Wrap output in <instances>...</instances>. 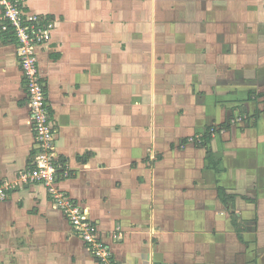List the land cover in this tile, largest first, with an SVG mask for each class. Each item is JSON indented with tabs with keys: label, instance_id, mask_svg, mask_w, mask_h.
<instances>
[{
	"label": "crops",
	"instance_id": "0c3cea01",
	"mask_svg": "<svg viewBox=\"0 0 264 264\" xmlns=\"http://www.w3.org/2000/svg\"><path fill=\"white\" fill-rule=\"evenodd\" d=\"M190 1L25 2L54 21L38 67L53 151L69 172L56 185L86 210L119 264H254L263 113L214 134L211 160L188 139L241 109L255 113L264 99V5L246 0L243 36L261 48H245L242 68L239 0L215 3L230 12L216 27L187 19ZM29 101L17 44L0 30V184L10 187L0 200V264H99L45 184L24 177L39 149Z\"/></svg>",
	"mask_w": 264,
	"mask_h": 264
},
{
	"label": "built area",
	"instance_id": "2783aa9c",
	"mask_svg": "<svg viewBox=\"0 0 264 264\" xmlns=\"http://www.w3.org/2000/svg\"><path fill=\"white\" fill-rule=\"evenodd\" d=\"M25 2L26 0H0V30L17 44L18 60L30 99L32 129L39 146L33 160L35 166L24 177L26 180H40L45 184L51 200L68 217L74 231L99 264H119L109 245L99 235L97 226L87 216L86 210L56 185L60 174L67 176L69 172L59 168V161L53 151L56 129L49 119L46 82L38 67L39 49L50 40L54 21L48 16L27 11ZM210 131L213 136L214 128ZM201 136H191L188 141L199 144L202 142ZM9 188L7 184H0V200L8 196ZM121 236L120 232L113 234L114 239Z\"/></svg>",
	"mask_w": 264,
	"mask_h": 264
},
{
	"label": "rangeland",
	"instance_id": "374dc122",
	"mask_svg": "<svg viewBox=\"0 0 264 264\" xmlns=\"http://www.w3.org/2000/svg\"><path fill=\"white\" fill-rule=\"evenodd\" d=\"M225 0H191L190 1V5H189V11L186 13V17L187 19H189L190 21H192V19L197 20L200 22L201 20H207L209 24H211V26L216 27V24L213 23L214 21H216L217 19L223 18V19H229V13L230 12H225V10L223 11H219L216 10V6L215 3H219L220 4H228L226 3ZM262 0H255V3L253 4V7H258V6H263L264 4L261 3ZM246 0H239L238 2V13H239V24H242L241 27L239 28L240 33L239 35L241 36V44L243 47L240 48V66H242V68H244L245 66L243 64L246 65L247 62V56L244 54H247V51L245 50V48L249 47L252 50H254V47H256V51H260V43H250V45L247 43L246 39L244 38V34L245 31H247V27L245 25L247 18H248V14L252 13L249 10H247L246 8ZM206 3V9L204 10V5ZM198 4L199 6H201V10L198 9ZM206 11V12H205ZM261 12V11H260ZM205 13V15H204ZM255 14L257 15L258 12H255ZM262 17V16H261ZM264 17V15H263ZM212 21V22H210ZM193 22V21H192ZM255 29V28H254ZM252 30V29H249ZM261 38V37H260ZM258 47V48H257ZM246 51V52H245ZM250 97L251 99H255L258 101V99L260 97H262L261 95H259L257 92H251L250 93ZM261 104H260V103ZM258 104H260V106L257 107V109L254 111L255 113H250L244 109L239 110L238 115L233 116L232 118H230L227 122H225L224 124H221L219 126H212L211 128H214L215 130V134H217L218 132H221L222 130H227L229 129L231 126L234 127H239V128H246L248 126H251L253 121L254 124L256 123L258 117H255L256 111H260L261 113H263L264 115V99L262 101H260L259 99ZM242 106V104L240 105ZM240 108V107H239ZM260 116V115H259ZM196 136V135H194ZM193 137V136H192ZM259 140L261 142V145L264 146L263 140H264V132L261 131V134L259 135ZM240 219V221L238 220V228L240 231H242V229H245V224H243L242 219L240 218V216L238 217ZM236 220V218H235ZM237 221V220H236ZM261 219L256 216L254 218V242L256 244L255 247V259H254V264H264V220L262 219V222L260 224ZM261 227V234H259V229ZM259 236L261 237V241L259 239ZM261 242V244H259Z\"/></svg>",
	"mask_w": 264,
	"mask_h": 264
},
{
	"label": "trees",
	"instance_id": "16d2710c",
	"mask_svg": "<svg viewBox=\"0 0 264 264\" xmlns=\"http://www.w3.org/2000/svg\"><path fill=\"white\" fill-rule=\"evenodd\" d=\"M261 114V112L258 110L256 111V114H255V117H259V115ZM211 127L207 129L206 133L204 135L201 136V140L202 142L199 143L201 145H203L204 147H206L207 151H208V154H209V157H210V160L212 159V151L210 149V142H211V139H212V135H211ZM219 193L223 196L224 198V202H227V199L225 198V192H224V189L223 188H219ZM240 233V232H239Z\"/></svg>",
	"mask_w": 264,
	"mask_h": 264
}]
</instances>
